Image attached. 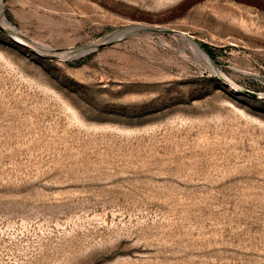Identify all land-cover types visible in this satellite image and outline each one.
<instances>
[{
  "label": "rangeland",
  "instance_id": "obj_1",
  "mask_svg": "<svg viewBox=\"0 0 264 264\" xmlns=\"http://www.w3.org/2000/svg\"><path fill=\"white\" fill-rule=\"evenodd\" d=\"M0 264H264V0H0Z\"/></svg>",
  "mask_w": 264,
  "mask_h": 264
},
{
  "label": "bare ground",
  "instance_id": "obj_2",
  "mask_svg": "<svg viewBox=\"0 0 264 264\" xmlns=\"http://www.w3.org/2000/svg\"><path fill=\"white\" fill-rule=\"evenodd\" d=\"M1 22H2V21H1ZM3 25H4V24H3ZM7 26H8L11 30L15 31L14 27L11 26L9 23L7 24ZM182 36H183L188 42H190V44H191L196 50H198L208 62H211L209 56H207V54L201 49V47L197 44V42H195L194 40H192L191 38L188 37L187 33H184V34L182 33ZM17 38H18V37H17ZM18 40H19V39H18ZM18 42H19V41H18Z\"/></svg>",
  "mask_w": 264,
  "mask_h": 264
},
{
  "label": "trees",
  "instance_id": "obj_3",
  "mask_svg": "<svg viewBox=\"0 0 264 264\" xmlns=\"http://www.w3.org/2000/svg\"><path fill=\"white\" fill-rule=\"evenodd\" d=\"M205 48L208 51V53L212 56L213 54H212L211 50L209 49V47L208 46H205Z\"/></svg>",
  "mask_w": 264,
  "mask_h": 264
}]
</instances>
